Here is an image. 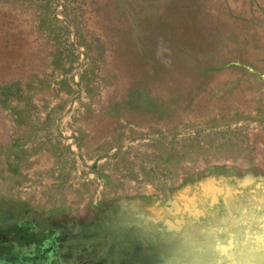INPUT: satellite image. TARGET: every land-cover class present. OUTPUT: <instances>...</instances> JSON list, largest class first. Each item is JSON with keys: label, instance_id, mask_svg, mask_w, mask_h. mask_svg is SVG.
<instances>
[{"label": "rangeland", "instance_id": "rangeland-1", "mask_svg": "<svg viewBox=\"0 0 264 264\" xmlns=\"http://www.w3.org/2000/svg\"><path fill=\"white\" fill-rule=\"evenodd\" d=\"M6 141L53 189L169 195L222 169L174 196L181 229L133 234L124 264H264V0H0ZM113 245L103 264L123 262Z\"/></svg>", "mask_w": 264, "mask_h": 264}, {"label": "flooded vegetation", "instance_id": "flooded-vegetation-1", "mask_svg": "<svg viewBox=\"0 0 264 264\" xmlns=\"http://www.w3.org/2000/svg\"><path fill=\"white\" fill-rule=\"evenodd\" d=\"M10 143H0V264H103L112 243L121 247L124 264L139 245L133 234L160 236L169 225L173 229L169 232L177 231L181 218L187 217L173 222L171 216L154 215L152 209L171 208L180 190L207 175L224 178L219 168L181 173L184 181L169 195L113 194L110 190L122 182L109 183L112 180L53 189L14 171L17 152Z\"/></svg>", "mask_w": 264, "mask_h": 264}, {"label": "bare ground", "instance_id": "bare-ground-1", "mask_svg": "<svg viewBox=\"0 0 264 264\" xmlns=\"http://www.w3.org/2000/svg\"><path fill=\"white\" fill-rule=\"evenodd\" d=\"M169 154V153H168ZM224 169H225V167H223ZM237 174V173H236ZM241 176V175H240ZM211 188H208V187H206V190H207V192H210L209 190H210ZM212 201H213V199H212ZM185 205V204H184ZM184 207H186V206H184ZM183 204L182 203H180V202H174V205L171 207V208H169V209H164L166 212H168V213H171L173 216H175V218H174V220H172L173 222H178V219H180V217H181V214L182 213H184V212H182V210H183ZM195 207V206H194ZM194 207L192 208V209H194ZM186 211H188V209L186 210ZM190 211V210H189ZM189 215H190V217L191 218H195V215L197 216L198 215V213H197V210L195 209L194 211L192 210V211H190V213H189ZM170 216V215H169ZM196 219V218H195ZM181 220L183 221V219L181 218ZM182 221H180L179 222V224H180V226L178 227V228H180L181 229V227H182ZM164 225V224H163ZM169 227H170V225H169ZM169 227H168V229H169ZM172 227V226H171ZM192 228V227H191ZM170 229H172V228H170ZM185 235V234H184ZM195 243V242H194ZM195 245V244H194ZM196 248V247H195ZM195 250V249H194Z\"/></svg>", "mask_w": 264, "mask_h": 264}]
</instances>
